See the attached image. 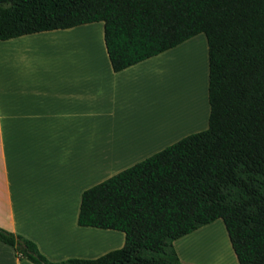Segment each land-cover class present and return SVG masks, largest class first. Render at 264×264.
Returning a JSON list of instances; mask_svg holds the SVG:
<instances>
[{
    "label": "trees",
    "instance_id": "trees-1",
    "mask_svg": "<svg viewBox=\"0 0 264 264\" xmlns=\"http://www.w3.org/2000/svg\"><path fill=\"white\" fill-rule=\"evenodd\" d=\"M103 23L117 73L203 34L207 129L85 190L77 225L122 232L96 259L47 260L0 228L31 264H182L173 243L221 220L238 264H264V0H0V41Z\"/></svg>",
    "mask_w": 264,
    "mask_h": 264
},
{
    "label": "crops",
    "instance_id": "crops-1",
    "mask_svg": "<svg viewBox=\"0 0 264 264\" xmlns=\"http://www.w3.org/2000/svg\"><path fill=\"white\" fill-rule=\"evenodd\" d=\"M80 34L97 36L96 58L68 55L72 49L64 40ZM193 38L117 73L107 57L102 22L0 41V228L32 241L55 263L96 259L122 248V232L77 225L81 195L187 135L158 144L150 125L141 127L140 114L143 103L156 99L151 83L158 67ZM203 43L201 117L187 88L171 112L198 127L189 135L208 126ZM211 237L220 240L217 254L238 264L224 225L216 221L174 241L182 264H215L217 256H206ZM0 264L31 263L0 243Z\"/></svg>",
    "mask_w": 264,
    "mask_h": 264
},
{
    "label": "rangeland",
    "instance_id": "rangeland-1",
    "mask_svg": "<svg viewBox=\"0 0 264 264\" xmlns=\"http://www.w3.org/2000/svg\"><path fill=\"white\" fill-rule=\"evenodd\" d=\"M73 37H74V39H73L74 42L81 43L84 46H85V43L87 45H89L87 47L88 48L91 47V54L90 55L86 54V55L81 57V55L79 53H77V51H75V50H72V54H70L68 52V50H65L66 52H68L69 56H71L72 58H86V57L90 58L91 55L94 58L97 57L98 48H97V53L93 52L94 49L97 46V36H95L93 38H90L89 36H86L84 34H80V36H76V37L73 36ZM203 41H205V37L203 35L196 36L195 40H193L192 42L188 43L186 46H182V48L177 50L175 52V55L171 54L174 57L171 56L170 58H168V61L163 60L164 61L163 62L164 65L161 64L160 67H158V69H157L156 84H155L154 81H152V83H151L152 84V93H154V89L156 88V99L154 97H152L151 103L149 105L147 104V107H146V104H144V103L142 104V109H141V114H140V125H141V127L150 125L152 134L156 133V135H157L158 144H160V143L162 144L163 142H165L167 140L175 139V138H177L178 136H180L182 134H187L186 136H188L189 132H191V130H193V128H198L197 126L194 127L192 122L191 123L179 122L176 119L171 117L172 116L171 112L174 111L175 108H176V101L175 100L178 99L177 97L179 96V94H181V90H183L184 88H187L188 91H190V95L192 96V99L194 100V102H196V97H194V95H193L194 94V89H192L190 87H181L180 90H179L178 96H176V98H172L171 99L170 108H165V107H161L160 108L159 107V102L160 101H159L158 98H159V94L163 95V93H164L163 90L160 91L159 85H161L160 83L164 82L163 78L166 77V75H165L166 74L165 73L166 72V70H165L166 67H173V66L176 67V65H177V63H178V61L180 59L181 52H185V51H187L189 49H194V50L201 49V50H199V52L201 54L200 65H201V68H202V73H201V75L199 77V82H200V105H198L197 102H196V106L198 107V115L200 113V117H201V112H202L201 96H202L203 77H204V69L207 66L206 65L207 56H206V52L204 51V43H203ZM68 48L70 49V47H68ZM184 49H186V50H184ZM182 50H184V51H182ZM178 52H180V53H178ZM172 58H174V60ZM173 64H175V65H173ZM162 109L164 111H162ZM167 124L170 125V126H168ZM206 127H207V125L205 126V129H203L201 131H198V132H202V131L206 130ZM164 129H166V130H164ZM162 131L166 132V136L164 138L160 137ZM198 132H196V133H198ZM191 134H194V133H190V135ZM160 139L162 141H160ZM61 214L64 216V213H61ZM216 222L218 223V225H221V224L223 225L221 220H218ZM219 243H220V240L217 239V245H219ZM218 253H219V251H218ZM223 257H224L223 254H221V255L218 254L217 255V258H218L217 259V264H219V263L220 264H227L226 260Z\"/></svg>",
    "mask_w": 264,
    "mask_h": 264
},
{
    "label": "bare ground",
    "instance_id": "bare-ground-1",
    "mask_svg": "<svg viewBox=\"0 0 264 264\" xmlns=\"http://www.w3.org/2000/svg\"><path fill=\"white\" fill-rule=\"evenodd\" d=\"M76 37V36H75ZM74 37L66 38L64 41L67 42L70 49L77 51L82 56L91 53V47H87L81 43L74 42ZM78 43V44H77ZM91 45V44H90ZM186 50V49H184ZM182 50V51H184ZM201 50V49H199ZM199 50L189 49L185 52H181L180 59L176 65V67H166V77L163 78L164 82L160 83V91L163 90V95L159 94V107L170 108L171 99L176 98L179 94V90L181 87H190L194 89V97H196V102L200 105V82L199 77L202 73V68L200 65V57L201 54ZM95 53V51H93ZM180 53V52H178ZM175 55V52L172 53ZM171 55V56H172ZM170 57V56H169ZM174 57V56H172ZM174 60V58H172ZM168 61V60H166ZM171 63V62H170ZM164 65V64H163ZM175 65V64H173ZM160 67V66H159ZM162 111H164L162 109ZM168 125V124H167ZM170 126V125H168ZM62 215V214H61ZM210 243H208V250L206 256L212 257L213 259L217 256V241L214 237H211ZM210 244V245H209ZM212 246L213 251H210V247ZM218 259V258H216ZM215 261V260H214ZM217 263V262H216ZM215 263V264H216ZM220 264V263H219Z\"/></svg>",
    "mask_w": 264,
    "mask_h": 264
}]
</instances>
